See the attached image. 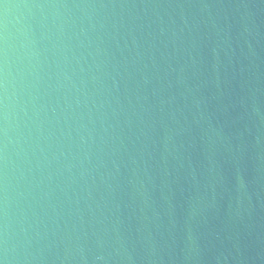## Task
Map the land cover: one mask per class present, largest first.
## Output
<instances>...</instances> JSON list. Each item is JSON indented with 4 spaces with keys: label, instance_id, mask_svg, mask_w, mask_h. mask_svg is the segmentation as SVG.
Here are the masks:
<instances>
[{
    "label": "water",
    "instance_id": "1",
    "mask_svg": "<svg viewBox=\"0 0 264 264\" xmlns=\"http://www.w3.org/2000/svg\"><path fill=\"white\" fill-rule=\"evenodd\" d=\"M5 242L264 264V0H0Z\"/></svg>",
    "mask_w": 264,
    "mask_h": 264
},
{
    "label": "clouds",
    "instance_id": "2",
    "mask_svg": "<svg viewBox=\"0 0 264 264\" xmlns=\"http://www.w3.org/2000/svg\"><path fill=\"white\" fill-rule=\"evenodd\" d=\"M5 9L8 7L4 5ZM0 264H15V259L10 255V249L7 247L6 242L0 246Z\"/></svg>",
    "mask_w": 264,
    "mask_h": 264
}]
</instances>
